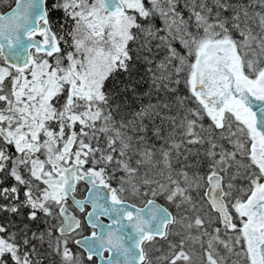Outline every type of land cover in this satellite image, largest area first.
<instances>
[{"label": "snow or ice", "instance_id": "obj_1", "mask_svg": "<svg viewBox=\"0 0 264 264\" xmlns=\"http://www.w3.org/2000/svg\"><path fill=\"white\" fill-rule=\"evenodd\" d=\"M0 217V264H264V0H0Z\"/></svg>", "mask_w": 264, "mask_h": 264}, {"label": "trees", "instance_id": "obj_2", "mask_svg": "<svg viewBox=\"0 0 264 264\" xmlns=\"http://www.w3.org/2000/svg\"><path fill=\"white\" fill-rule=\"evenodd\" d=\"M11 181H8L7 184L5 186H7L8 184H10ZM4 217H0V219H3Z\"/></svg>", "mask_w": 264, "mask_h": 264}]
</instances>
